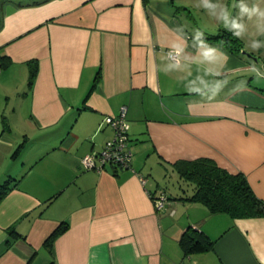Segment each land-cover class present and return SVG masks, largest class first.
Segmentation results:
<instances>
[{
	"label": "crops",
	"instance_id": "1",
	"mask_svg": "<svg viewBox=\"0 0 264 264\" xmlns=\"http://www.w3.org/2000/svg\"><path fill=\"white\" fill-rule=\"evenodd\" d=\"M29 1L6 0L0 20V56L11 59L0 68V186L17 182L0 201V252L10 226L23 236L0 264H264V217L211 213L181 198L192 186L172 192L162 177L179 159L208 157L244 173L264 199V87L245 73L264 65V52L245 48L241 36L238 55L208 41L228 83L211 98L186 87L208 66L195 30L218 33L221 6L232 0ZM206 2L217 7H198ZM240 19L243 37L264 48V34L250 35L258 17ZM177 40L186 42L179 64L168 56ZM123 106L133 168H84L83 157L114 137L104 118ZM161 193L168 201L158 210L152 195ZM63 221L69 228L51 252L45 241ZM189 227L215 239L214 249L186 255L180 238Z\"/></svg>",
	"mask_w": 264,
	"mask_h": 264
},
{
	"label": "trees",
	"instance_id": "2",
	"mask_svg": "<svg viewBox=\"0 0 264 264\" xmlns=\"http://www.w3.org/2000/svg\"><path fill=\"white\" fill-rule=\"evenodd\" d=\"M1 25L2 24H0V27ZM233 33V29L222 27L218 33L205 32L200 39L209 42H220L224 44L231 53L238 55L242 52L243 42L239 36H234ZM258 57L264 60V56L259 55ZM10 63L11 59L9 56H0L1 68H6ZM28 64L30 65L28 85L29 87H33L38 74V62L36 60H31ZM99 78L100 72H98L96 81ZM24 147L25 143H21L16 148L13 156L19 155ZM132 162L130 167H115L132 169ZM173 167L181 179L192 184V193L182 196V199L203 204L214 214L223 212L229 214L233 218L264 217V199L260 198L255 193L244 173H232L221 167L214 159L208 157L192 160L179 159L173 163ZM136 173L139 174L140 172ZM15 185H17V182L12 185V179H8L0 186V201ZM152 196L154 198L156 195L153 194ZM54 197L49 199L48 204L53 201ZM68 228L69 223L63 221L47 238L45 246L51 252L55 239ZM7 232L8 239L6 240L4 251L10 248L18 238L23 237L16 225L10 226ZM180 245L184 253L190 255L214 249L216 240L204 231L189 227L182 233ZM3 252H0V254ZM31 259L27 264H32ZM49 264L58 263L53 259Z\"/></svg>",
	"mask_w": 264,
	"mask_h": 264
},
{
	"label": "clouds",
	"instance_id": "3",
	"mask_svg": "<svg viewBox=\"0 0 264 264\" xmlns=\"http://www.w3.org/2000/svg\"><path fill=\"white\" fill-rule=\"evenodd\" d=\"M238 0H232V3L221 6L222 11L220 13V19L224 22V27L234 29V36H241L244 39V47L253 52H264V48L260 47L261 42L255 39L249 41L243 37L245 31V24L240 19L243 13L247 12L249 17L255 14L258 20L255 25V30L250 33L251 36L264 34V0H254L252 7H248L243 0H239V8L241 12L235 18H232V11L237 7ZM216 8L217 5L213 3H204L203 5L198 4V7ZM211 15H214L211 14ZM210 15V17H211ZM196 39L199 41V60L201 63L204 61L208 62V66L204 69V74L198 76L196 79L188 80L186 87L189 92H194L202 96H215L219 91L228 83L225 77V72L228 70L223 65L219 67L215 66V62L218 58V47L216 45L208 43V41L201 40L200 37L205 34L201 29H196ZM186 43V42H185ZM185 43H181L179 40L175 41L171 45V49L176 53L177 57L184 52ZM172 53L169 52L168 55ZM227 60V54L224 55ZM179 64V60H177ZM252 73L257 79H264V65H253ZM246 86V81L244 82Z\"/></svg>",
	"mask_w": 264,
	"mask_h": 264
},
{
	"label": "built area",
	"instance_id": "4",
	"mask_svg": "<svg viewBox=\"0 0 264 264\" xmlns=\"http://www.w3.org/2000/svg\"><path fill=\"white\" fill-rule=\"evenodd\" d=\"M169 58L177 63L181 59V54L177 57L176 53L171 49L168 50ZM1 68V66H0ZM104 122L109 124L114 130V137L108 141L104 149L100 152H92L85 155L82 164L86 169H102L105 165L110 164L118 167H130L133 152L130 146V122L127 119V106H123L117 115H109L104 118ZM139 178L143 184H146L148 178L139 173ZM156 208L163 210L168 197L165 193H161L154 197ZM180 264H185L184 262Z\"/></svg>",
	"mask_w": 264,
	"mask_h": 264
},
{
	"label": "rangeland",
	"instance_id": "5",
	"mask_svg": "<svg viewBox=\"0 0 264 264\" xmlns=\"http://www.w3.org/2000/svg\"><path fill=\"white\" fill-rule=\"evenodd\" d=\"M5 1L6 0H0V20L2 19V15H3L2 14L3 13L2 9H3L4 2ZM16 1H20V0H16ZM24 1L30 2L29 0H24ZM243 2H244V0H243ZM255 65L260 66V65H262V63L259 61ZM245 73H246V78L247 79H249V78L252 77L251 80H252L253 83H257L258 85L260 84V85H262L264 87V79H257L254 76V74L252 73V68L248 69ZM169 172L170 173L163 174L162 177L164 178V176H165V178H166L165 181H166L168 187L171 189L172 192L175 191L176 189L179 190L181 188V186H183L186 189H188V188L191 189L190 186L192 184L189 183V182H186L184 180L181 181V178H180V176L178 175L177 172L176 173H173L174 171L172 169H170Z\"/></svg>",
	"mask_w": 264,
	"mask_h": 264
},
{
	"label": "water",
	"instance_id": "6",
	"mask_svg": "<svg viewBox=\"0 0 264 264\" xmlns=\"http://www.w3.org/2000/svg\"><path fill=\"white\" fill-rule=\"evenodd\" d=\"M245 53H246V51H245ZM247 54H249V56H252L255 60H258V57H256V56H253L252 54H250V53H247Z\"/></svg>",
	"mask_w": 264,
	"mask_h": 264
}]
</instances>
